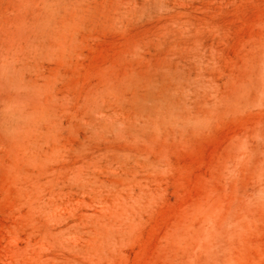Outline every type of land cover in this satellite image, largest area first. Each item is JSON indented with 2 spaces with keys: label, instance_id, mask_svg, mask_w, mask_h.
Wrapping results in <instances>:
<instances>
[{
  "label": "rangeland",
  "instance_id": "1",
  "mask_svg": "<svg viewBox=\"0 0 264 264\" xmlns=\"http://www.w3.org/2000/svg\"><path fill=\"white\" fill-rule=\"evenodd\" d=\"M0 264H264V0H0Z\"/></svg>",
  "mask_w": 264,
  "mask_h": 264
}]
</instances>
